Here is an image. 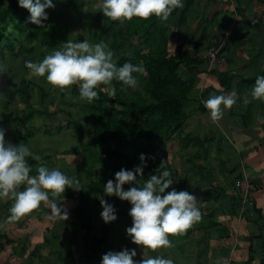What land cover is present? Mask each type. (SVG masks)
<instances>
[{"label":"rangeland","instance_id":"rangeland-1","mask_svg":"<svg viewBox=\"0 0 264 264\" xmlns=\"http://www.w3.org/2000/svg\"><path fill=\"white\" fill-rule=\"evenodd\" d=\"M205 1L184 0L183 7L175 9L174 13L170 14L166 21L161 20L155 15H152L148 18L133 17L131 20H126L125 22L120 23L119 21H114L104 15L102 10H100L101 0H79L77 6H75L71 0H54L56 6L54 8L46 9V11L49 13V17L45 23L47 26L52 25L55 27L57 31L56 38L59 47L62 46L61 43L67 41L68 39L82 40L87 38L92 42H99L101 40L107 41L109 47L114 52V59H116L117 63L121 57H129V55H133V52L138 51L139 48L143 49L144 54L149 52V46L153 48L151 51L152 54L160 52L161 47L157 41V38L158 34L163 32L168 36L166 47L168 48L169 55L175 56L177 59H179L178 55L180 54V60H183V62L187 63L193 60V56H191L193 51L191 47L187 45H197L195 40H191L189 38V34H192L193 30L195 29L191 27L189 30L190 21L192 18L203 13V17L199 23L204 24L206 18L209 19V22H213V20H215V23H218V19H215L216 15L213 14V12L217 11L215 3H206L207 8L204 9L203 7L205 5ZM9 2L10 0H0V5L7 6ZM206 12L209 13L206 14ZM144 21L147 25L153 23V26L157 27L159 32L156 31V29L154 30V27L145 26V33L143 32V34H140V36L139 34L131 35L129 38L127 36L128 31L126 29L137 28V25L140 26ZM214 26L212 27L207 24V29H210L211 27L214 28ZM23 27L24 30L21 32L11 23L7 26V31L9 32V35H12L16 47H19L20 43H22L26 49H28L29 46H37L35 51L23 52L21 59L24 62L26 60H42L43 57L53 49L41 45L38 37H35V39L32 41L33 44L28 43L26 40L27 32L31 29H36V27H34L32 23H23ZM196 31L198 33L199 30L195 29L194 33H196ZM226 35L227 33L224 32L219 41L215 42L222 41ZM230 38L231 34H229L227 37V39H229L228 43ZM125 42H128L129 46H125ZM146 43H148V45H146ZM149 43H156V45H149ZM131 49L133 50L132 52L130 51ZM11 59L18 60L16 58L6 57L8 63L11 61ZM24 65L26 66V64ZM208 67H210L209 64ZM17 70V75L13 79L14 82H9L8 79L0 78V126L6 129V141L11 143L15 142V135L17 133H14V129L16 128V125H19V128L22 131H26L27 128H31L34 133H37L25 143L29 145L33 152H36L40 156V163L38 162L36 164V169L32 174H36V171L41 164H44L50 168L59 167L65 173H71L74 170H78L82 165H85V163L89 165L91 164L94 169L91 173L92 178H94V182L88 173L79 170L81 171L80 173L82 175V183L79 184L81 189H75L79 197H76V199L62 198L64 200L59 202L63 205H66L69 211L68 219L64 220L67 222V227H64V225H59L57 220V224L54 223L53 219L50 218V203H44L45 205H40V217H42L43 221L45 222L43 227H41L44 232L41 237L43 240L42 243H35L32 245L33 255L28 262L30 264H33L36 261L39 262V257H42V264H100L102 255L105 252L109 250H121L125 246L129 247L130 249L135 247L137 249L138 255L134 259H140L143 252V246L135 244L126 232V228L132 224V217L129 215V209L131 207L130 202L123 200L114 194L106 197L102 193V187H104V184L109 178H112L110 171L114 163L110 162L109 160L102 161L101 154H94L93 156L89 155V152L86 151V148L82 145H78L74 148L72 147L74 143L82 141L83 138L85 140L87 138L86 135H88L85 132L83 126L75 125L73 118L76 116L81 118L88 125V136H91L92 126L89 124V122L93 121L95 116L94 114L88 116L83 114V112H85L84 105L87 102L81 99L78 85L73 84L66 87L65 90H61L59 87L51 85L46 80V77H37L32 75L30 72L29 76L33 78L34 85L30 87L29 100L24 103L16 98L18 97L16 93L19 86L18 83L24 74L23 64L19 65ZM186 70H188V68H186L185 65H183V69L180 68V73L184 77L183 79H186ZM211 70L212 69H210V71ZM138 76L139 75H137V77ZM140 77L141 76L138 77L137 86L133 89L130 88V86H123L122 82L116 80H113L110 84H99L97 85V89L101 88L103 92L105 91L106 94L112 97L111 99H113L114 102H110L108 106L115 110H121L119 114L120 116H123V111L130 112L131 107L126 106L124 108L121 101H129L136 98L137 92L135 91H138L137 89H141V85L143 83L142 77ZM192 92L194 93V90H192ZM193 93L191 94L192 100L186 106L187 114H194L198 111L197 105H194L195 98L193 97ZM53 98L58 99L49 105L48 101H51ZM43 100H46L47 108L45 105H43ZM151 100L153 101V99ZM77 102L81 103L82 105L76 104ZM43 109H49L51 111V115L49 117L48 115H37L38 111H42ZM30 112H34L32 119L30 121H22L24 116ZM193 117L191 120H193V123H197V116L195 115ZM181 137L183 140L189 139V137H186L184 133H175L169 138L170 140L167 141H164L162 137H159L152 143L142 141L141 139L139 141L141 151L133 152L134 156L139 160L141 153L148 154L147 163L151 164L154 168L159 167L162 161H165L164 164H168V167L169 165L173 167L171 168V171L174 172L173 178L175 179V182L168 190H171V187H175L177 190L184 189L185 186V189L188 188V180L186 181L185 176L180 177L179 174V160L175 162L174 158H171L173 152L180 150L181 148H185L182 146L183 142L180 143L178 140H181ZM110 146H113V143H110ZM87 157L88 162L85 160ZM94 157H97L100 160L93 162ZM225 161H227L226 165L223 164ZM171 162H173V164ZM219 163H221V169L229 168L231 173L230 175L239 174L241 175L239 178L242 179V171H240L241 164L235 168V165H237L239 162L233 164L227 160L226 155L223 156V154H219ZM126 164L130 163L127 162ZM193 167L195 166L193 165ZM127 168L131 169L134 167L129 166ZM233 168H235V173L232 171ZM175 169H177V171ZM95 172L97 174L96 176H93ZM148 172L149 171L144 170V178ZM211 173L213 176H215L214 178L218 180L217 182H227L230 179V177H223V171L219 173L213 169ZM144 178H141V183H143ZM90 180L91 184L94 183L92 186L94 187L93 190L88 186ZM124 187L127 189L129 185L125 184ZM22 188L23 185H21V190ZM67 189L71 191L73 188L68 187ZM234 196L235 195H231L232 198ZM102 197L107 199L110 203H114L117 210V219L115 221L105 222L103 220L101 216ZM211 197L214 198L215 196L212 194ZM200 199L201 198H198V200ZM222 200L223 198H219L220 202H222ZM12 203L13 200L10 199L4 209H9V204L11 205ZM83 209L89 214L86 215V213L85 218H82L81 215V211ZM202 215L203 213L201 211V216ZM90 219L91 226L87 228H81V226H77L75 225L76 223H73L74 221L82 220L86 223ZM59 220L61 221L62 219ZM17 221L19 224L24 226L26 225L27 228V222H24L23 220L20 221L19 219ZM203 224L204 223H202V225ZM20 227L22 226H15L14 230L11 229V225L8 224L2 228L0 230V244L3 243L2 241L6 239V236H8V238L10 236V238L17 237L12 239L17 241L19 239L25 240L28 236L32 235V232H28L24 228L20 229ZM73 227L74 229H79L73 230ZM207 228L210 229V227ZM103 230H105L106 237L97 244L94 239L96 237H101ZM188 233H192L189 238L193 240L194 243H185L183 240L176 241L180 238V235L184 237ZM198 233V228L194 231V228L189 227L183 232L169 234V238L172 242L170 246H161L156 250L149 249L146 251L145 255L161 254L167 258L173 259L174 264H193L191 263L192 258H196L194 251L199 250V247L196 246V244H199ZM96 245L99 247L95 250L94 247ZM36 247L39 249H36ZM14 248H16V253H20L19 246L14 245ZM14 248H12L13 251ZM39 264L41 263L39 262Z\"/></svg>","mask_w":264,"mask_h":264},{"label":"crops","instance_id":"crops-1","mask_svg":"<svg viewBox=\"0 0 264 264\" xmlns=\"http://www.w3.org/2000/svg\"><path fill=\"white\" fill-rule=\"evenodd\" d=\"M208 2L215 3L217 11L213 14L218 23L215 20L209 22L208 18L204 24L199 23L203 13L193 17L189 30L193 27L199 31L194 33V29L189 38L197 45H187L191 47L192 55L205 59L186 70V77H195L193 97L198 111L188 114L181 132L189 139H178L185 148L173 152L171 156L175 162L179 160L180 177L185 176L188 180L186 190L201 198L198 207L203 215L190 226L194 231L199 229V244H196L199 250L194 251L196 258H192L191 263L264 264V100L253 98L250 91L257 76L264 74V0H206L204 9ZM207 24L215 26L207 29ZM224 32L231 34L226 60L208 67L209 46L219 41ZM232 92L236 94V103L224 108L223 116L216 121L212 120L209 109L201 110L199 107L201 95L206 100L211 95ZM245 100L248 102L245 103ZM195 115L197 123L191 120ZM219 154L226 155L233 164L239 162L235 168L241 164L242 176L256 186L250 191L251 203L244 212L239 209L241 189L236 185L241 175H230L229 168L221 169ZM226 162L223 164L226 165ZM213 169L219 173L223 171V177L230 179L217 182L211 173ZM231 195L235 196L232 198ZM219 198H223L222 202ZM9 200H0V221H5L10 215L11 205L9 209H4ZM39 207L19 218L27 222V228L17 220L4 225L10 224L14 230L15 226L21 225L20 229L30 231L32 235L17 241L12 240L17 237L6 236L0 244V264H30L32 245L42 243L44 234L41 227L45 222L40 217ZM53 222L56 223V220ZM57 223L67 226L63 219H57ZM190 235L192 233L184 237L180 235L176 241L194 243ZM14 245L20 247V253H16ZM39 259L42 264V257Z\"/></svg>","mask_w":264,"mask_h":264},{"label":"clouds","instance_id":"clouds-1","mask_svg":"<svg viewBox=\"0 0 264 264\" xmlns=\"http://www.w3.org/2000/svg\"><path fill=\"white\" fill-rule=\"evenodd\" d=\"M20 6L29 10L27 20L44 26L49 17L46 11L54 8V0H18ZM184 0H101L100 10L104 15L120 23L133 17L148 18L152 15L167 20L172 12L183 7ZM54 48L42 60H26L25 64L31 74L44 76L53 86L65 90L77 84L81 99L92 102L98 96L97 85L110 84L113 80L122 82L123 86L136 87L137 73H146L144 64L126 61L118 65L114 52L107 41L92 42L68 39ZM5 67L0 63V72ZM253 98L264 100V74L258 75L251 88ZM114 94V92H113ZM248 101L245 100V103ZM236 103V94L211 95L204 105L210 110L213 121L223 116L224 108ZM221 105L224 107L222 108ZM6 129L0 126V200L12 199L10 215L0 221V228L7 222L16 221L26 213L36 209L41 203L51 204L49 216L53 220H67L69 211L60 200L51 199L64 194L68 187L81 189L79 181L70 177L59 167L41 164L36 174H31L32 166L28 158L39 159L29 145L14 144L6 141ZM146 153L140 154V164L134 168L122 167L115 172V178H109L104 184V192L116 195L130 202L129 215L132 224L126 228L131 240L143 246L140 259H134L138 253L135 247H123L121 250H109L102 255L100 264H174L173 259L161 254L145 255L146 251L170 246L169 234L187 230L201 219L197 196L186 189L171 187L175 182L170 170L164 168L162 161L157 171L144 178L147 164ZM141 178L143 183H141ZM125 184L129 187L126 189ZM21 185L23 188L21 190ZM75 185V186H74ZM101 216L105 222L117 219L114 203L101 198Z\"/></svg>","mask_w":264,"mask_h":264},{"label":"trees","instance_id":"trees-1","mask_svg":"<svg viewBox=\"0 0 264 264\" xmlns=\"http://www.w3.org/2000/svg\"><path fill=\"white\" fill-rule=\"evenodd\" d=\"M71 1L73 4H75V6H77L79 0ZM172 13H174V11ZM29 15V10L20 6L18 0H10L7 6L0 5V63H2L5 67V70L0 72V78L8 79L9 82L13 81L14 77L17 75L18 66L23 64L24 74L18 83L19 86L16 92L18 97L16 98L24 103L29 100V90L30 87L34 85V81L33 78L29 76L31 71L24 65L25 62L21 59V55L23 52L35 51L37 46H29L28 49H26V47L20 43V46L16 47L12 35L10 34V36L9 32L7 31V26L11 23L16 27V29L22 32V30H24L23 23H32L27 20ZM145 21L141 23L140 26L137 25V28L126 29L128 31L127 36L129 38L131 35L135 34H139L140 36V34L146 32V28H144L145 26L154 27L152 21V24L149 25H147ZM32 24L34 27H36V29H31L27 32L26 40L28 43L33 44L32 41L35 39V37H38L40 44L44 47H48L50 49L59 47L56 38L57 31L54 26H47L46 23L44 26L36 25L34 23ZM155 29L158 31L157 27H154V30ZM167 40L168 36L161 32L158 34L157 38V41L161 47L160 52L152 54L151 51L153 48L149 46L150 50L146 54H144L142 48H139L138 51L133 52V55L131 54L129 57H121L119 59V62L117 63L118 65H122V63L126 61H131L134 64L142 62L147 69L146 73L141 75L136 74L142 77L143 82L141 89H137L138 91H135L137 92L136 98L129 101H121L124 108L126 106L131 107L130 112L123 111V116H120L119 113L121 110H115L108 106L110 102H114V100L111 99L112 97L106 94L105 91L103 92L101 88H98V96L90 103L86 101L87 103L84 105L85 112H83V114L85 116L92 114L95 115L94 120L89 122V124L92 126L91 136H88V125L78 116L73 118L75 125L83 126L85 132L88 135H86L87 138L85 140L83 138L82 141L74 143L72 147L74 148L78 145H82L86 148L85 150L89 152V155L93 156L94 154H101L102 161L109 160L110 162L114 163L110 171L113 179L115 178V172L120 168H127L129 166L134 167L135 165L141 163V161L133 154L134 151H141L139 145V141L141 139L142 141L152 143L154 140L162 137L164 141H167L170 140L169 138L175 133H181L183 130L184 123L188 116L186 106L192 100L191 94L193 93L192 90H194L195 77L192 75L191 77H186V79H183L184 77L180 73V68L183 69V65H185L189 70L190 68L195 67L198 63L200 64L201 61H205V59H200L198 56L192 55L193 53H191L193 60L187 63L183 62V60H180V54L178 55L179 59H177L175 56L169 55L168 48L166 47ZM146 45H148V43H146ZM149 45H156V43H149ZM125 46H129V43L125 42ZM130 51L132 52L133 50L131 49ZM6 57L16 58L18 60L11 59V61L8 63ZM189 63L193 64V66H191ZM196 69L198 71V68ZM130 88L133 89L131 86ZM57 99L58 98H53L51 101H48L49 105L54 103ZM151 99H153V101ZM42 102L47 108L46 100H43ZM76 104L81 103L77 102ZM199 107L201 110L207 109L200 99ZM33 115L34 112H30L24 116L22 121H30ZM37 115H48L49 117L51 115V111L49 109H43L42 111H38ZM15 132L17 134L15 135L14 144H18L20 142L26 143L33 135L37 134L34 133L31 128H27L26 131H22L19 128V125H16L14 133ZM110 143H113V146H110ZM87 159L88 157L85 160ZM28 160L32 166V174L36 169V164L38 162L40 163V161L39 159H33L32 157H29ZM97 160L100 159L97 157L93 158V162H96ZM86 162H88V160ZM127 162L130 164H126ZM163 167L169 169L173 177L174 172L171 171V168L173 167L171 165L168 167V164H164ZM145 168V171H149L145 176L146 179L151 174L155 173L159 167L154 168L151 164L147 163ZM79 170L84 171L88 173L89 176H91L92 170L94 169L91 164L89 165L85 163V165H82L80 169L72 171L73 173H66L69 176L72 175L70 177H74L79 181V184H81L82 175L80 173L81 171ZM162 170L163 169H158V171ZM175 170L177 171V169ZM96 174L97 173L95 172L93 176H96ZM91 179L94 182V178H92V176ZM93 184H91L90 180L88 186L92 190L94 189V187H92ZM102 193L106 197L109 196V194L104 192V187H102ZM76 197H79V195H77L75 189H72L71 191L66 189L64 194L51 199H76ZM41 205L45 204L41 203ZM86 213L87 212L84 209L81 211L82 218H85ZM86 215L89 214L87 213ZM73 223H76L75 225L77 226H81V228H87L91 226V219L86 223L83 220L74 221ZM72 229L76 230L79 228L74 229L73 227ZM105 237L106 233L105 230H103L102 236L96 237L94 241L98 244ZM98 247L99 246L96 245L94 249L96 250Z\"/></svg>","mask_w":264,"mask_h":264},{"label":"built area","instance_id":"built-area-1","mask_svg":"<svg viewBox=\"0 0 264 264\" xmlns=\"http://www.w3.org/2000/svg\"><path fill=\"white\" fill-rule=\"evenodd\" d=\"M230 33H227L225 38L220 42H214L209 46L207 52V62L210 67H214L218 62H224L226 60V47L228 46L227 37ZM201 102L204 104L205 99L200 96ZM208 109V108H207ZM236 185L241 189L240 192V207L241 212H244L247 205L251 203V190L255 189L256 186L251 183L246 177L237 179Z\"/></svg>","mask_w":264,"mask_h":264}]
</instances>
